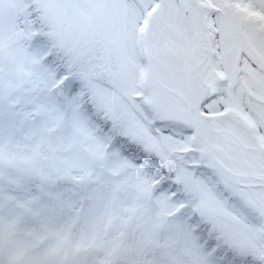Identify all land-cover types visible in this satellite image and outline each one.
<instances>
[{"label":"snow or ice","instance_id":"snow-or-ice-1","mask_svg":"<svg viewBox=\"0 0 264 264\" xmlns=\"http://www.w3.org/2000/svg\"><path fill=\"white\" fill-rule=\"evenodd\" d=\"M0 264H264V0H0Z\"/></svg>","mask_w":264,"mask_h":264}]
</instances>
